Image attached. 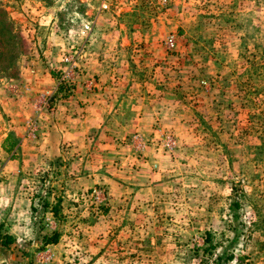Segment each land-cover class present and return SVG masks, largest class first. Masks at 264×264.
I'll list each match as a JSON object with an SVG mask.
<instances>
[{
	"label": "rangeland",
	"instance_id": "1",
	"mask_svg": "<svg viewBox=\"0 0 264 264\" xmlns=\"http://www.w3.org/2000/svg\"><path fill=\"white\" fill-rule=\"evenodd\" d=\"M0 224V264H264V0H0Z\"/></svg>",
	"mask_w": 264,
	"mask_h": 264
},
{
	"label": "crops",
	"instance_id": "2",
	"mask_svg": "<svg viewBox=\"0 0 264 264\" xmlns=\"http://www.w3.org/2000/svg\"><path fill=\"white\" fill-rule=\"evenodd\" d=\"M59 117H56L57 119L58 118H60V121L61 120H63L62 118H64V113H62L61 115L59 114L58 115ZM92 117V116H91ZM44 120H45V118H44ZM85 120H86V118H85ZM41 121H43V119L41 120ZM41 121H39V124L41 123ZM44 122V121H43ZM57 124H59V122H57ZM71 137H74V136H71ZM103 145V144H102ZM103 146H101L100 148H102ZM108 148H109V146L108 145H106L105 147H104V149H106V152L108 151ZM122 149H118L117 151H115V153H116V155H117V157L119 158V164L117 165V167L114 169L115 170V172H116V174H117V176L118 177H120V181L121 182H124V180H125V178H127V176H124V174L126 173V172H128L129 170H130V167L132 166V164H133V160H134V158L133 157H131V155H130V153H125V154H122V155H120V154H117V153H119L120 151H121ZM131 151V150H130ZM108 152H111V151H108ZM124 152V151H123ZM137 164H139V166H140V168L136 171V174H134L133 175V178H136V180L138 179V182H136V185H138V184H141V182L140 181H143V179L144 178H147V177H149L150 176V174L148 175V176H141L142 175V173H147V169L145 168V167H148V161H146L145 160V162H142V163H137L136 162V165ZM133 173H135V171L133 172ZM112 182H114V181H112ZM113 187L110 185V187H109V189H112ZM114 189V188H113ZM48 200H49V203L50 204H52L51 203V201H50V197H48V196H45ZM57 197V196H56ZM28 200H29V203H28V211L30 210V211H33V209L35 208V202H34V197H31V196H29L28 198H27ZM11 206H13V205H11ZM1 225V224H0ZM2 227H3V225H2ZM5 233L8 235V236H10V237H12L15 241H17L18 239V237L16 236V235H12V233L10 232V230H7V231H5ZM13 244V243H12ZM11 244V245H12ZM56 244H48V245H46V248H48V247H50V246H55Z\"/></svg>",
	"mask_w": 264,
	"mask_h": 264
},
{
	"label": "trees",
	"instance_id": "3",
	"mask_svg": "<svg viewBox=\"0 0 264 264\" xmlns=\"http://www.w3.org/2000/svg\"><path fill=\"white\" fill-rule=\"evenodd\" d=\"M47 206V202L45 200L41 201L40 209L43 211L45 207ZM39 209V210H40ZM53 213H55L56 209L55 207H52ZM57 239V233L52 232L50 234H42L40 237L41 245L49 244V243H55ZM13 242V238L8 235H1L0 233V245L8 247L9 244Z\"/></svg>",
	"mask_w": 264,
	"mask_h": 264
},
{
	"label": "built area",
	"instance_id": "4",
	"mask_svg": "<svg viewBox=\"0 0 264 264\" xmlns=\"http://www.w3.org/2000/svg\"><path fill=\"white\" fill-rule=\"evenodd\" d=\"M103 7H105V5H102ZM97 198V197H96Z\"/></svg>",
	"mask_w": 264,
	"mask_h": 264
}]
</instances>
